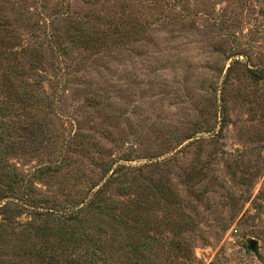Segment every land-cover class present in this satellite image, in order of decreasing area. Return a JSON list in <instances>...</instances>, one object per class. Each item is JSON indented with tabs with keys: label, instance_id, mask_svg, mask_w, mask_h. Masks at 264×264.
I'll use <instances>...</instances> for the list:
<instances>
[{
	"label": "rangeland",
	"instance_id": "374dc122",
	"mask_svg": "<svg viewBox=\"0 0 264 264\" xmlns=\"http://www.w3.org/2000/svg\"><path fill=\"white\" fill-rule=\"evenodd\" d=\"M0 20L36 97L12 103L6 159L38 204L102 188L165 246L156 264H264V0H0ZM14 213L7 242L31 220ZM0 260L40 264L13 244Z\"/></svg>",
	"mask_w": 264,
	"mask_h": 264
},
{
	"label": "trees",
	"instance_id": "16d2710c",
	"mask_svg": "<svg viewBox=\"0 0 264 264\" xmlns=\"http://www.w3.org/2000/svg\"><path fill=\"white\" fill-rule=\"evenodd\" d=\"M14 40L13 31L0 20V248L17 245L20 251H27L40 264H156L150 252L154 246L161 249L165 246L161 241L157 244L156 238L149 236L146 228H138L135 221L131 224L134 226H128L124 220L128 218V213L120 212L119 215L110 211L112 208L106 203L109 199L103 198L102 188L94 192L91 190L87 198L77 205H58L57 201H52L50 206L46 205L47 201L38 204L39 201L32 197V191H26L25 184H22L19 174L9 164L6 154L16 148L13 137H21L18 135V125L10 123L21 117L18 110L13 109L12 103L21 105L27 99L36 97L28 96L26 86L21 87L12 82L20 77L18 57L24 51L15 50L17 43ZM34 134L28 132L30 141H33ZM55 170V166L46 168L47 172ZM10 206L14 207V211L7 213ZM12 211H26L31 220L18 224L19 230L7 242L4 229L11 225L5 214L10 215ZM95 214L107 216L116 226L92 223L90 218ZM39 217L44 219L37 224L35 219L38 222ZM132 236L137 238L130 239ZM114 238L118 241L115 246ZM176 248L178 252L186 249L179 245ZM113 253L117 254L114 261L109 258V254ZM184 258L189 264L195 262L192 254Z\"/></svg>",
	"mask_w": 264,
	"mask_h": 264
},
{
	"label": "water",
	"instance_id": "95a60500",
	"mask_svg": "<svg viewBox=\"0 0 264 264\" xmlns=\"http://www.w3.org/2000/svg\"><path fill=\"white\" fill-rule=\"evenodd\" d=\"M247 250L256 253L257 247H256V241L254 239H250L248 241Z\"/></svg>",
	"mask_w": 264,
	"mask_h": 264
}]
</instances>
